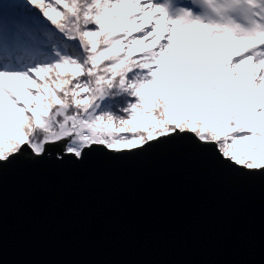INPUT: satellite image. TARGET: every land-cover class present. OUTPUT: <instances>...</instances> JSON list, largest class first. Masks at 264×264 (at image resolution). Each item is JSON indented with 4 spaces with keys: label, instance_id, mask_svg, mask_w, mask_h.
<instances>
[{
    "label": "snow or ice",
    "instance_id": "6c2138e0",
    "mask_svg": "<svg viewBox=\"0 0 264 264\" xmlns=\"http://www.w3.org/2000/svg\"><path fill=\"white\" fill-rule=\"evenodd\" d=\"M214 42L217 75L183 70ZM177 136L264 174V0H0V164Z\"/></svg>",
    "mask_w": 264,
    "mask_h": 264
},
{
    "label": "water",
    "instance_id": "95a60500",
    "mask_svg": "<svg viewBox=\"0 0 264 264\" xmlns=\"http://www.w3.org/2000/svg\"><path fill=\"white\" fill-rule=\"evenodd\" d=\"M0 164V264H264V174L192 136Z\"/></svg>",
    "mask_w": 264,
    "mask_h": 264
},
{
    "label": "rangeland",
    "instance_id": "374dc122",
    "mask_svg": "<svg viewBox=\"0 0 264 264\" xmlns=\"http://www.w3.org/2000/svg\"><path fill=\"white\" fill-rule=\"evenodd\" d=\"M134 35H137V34L134 33ZM216 43L218 42H214L213 45L204 46L201 49H196L192 46H188L184 48L182 51L189 52V53H194L197 51H204L206 54L204 56L193 57L192 64H188L186 60L182 61L183 70L187 71L192 66H196L197 68L196 78H202L204 80H207L209 76L217 75L219 68L223 66L225 57L226 55L229 54L230 50L228 49L226 45L223 47L217 48L215 46ZM210 57L212 58L211 60L209 59ZM205 64H210L208 71L205 70V67H204ZM244 67L250 68V65L242 66V69H241L242 78L245 79L246 81L245 86L247 87V76L243 72ZM181 70L182 69H175V73H179ZM178 83L179 81L174 80L173 86H176ZM190 83H191V86L197 90H202L206 88V85L204 83H195V80L191 81ZM11 84L16 91H19L20 82L13 80L11 81ZM5 104L7 105V101H5ZM32 155L33 154L31 153L29 156H32Z\"/></svg>",
    "mask_w": 264,
    "mask_h": 264
},
{
    "label": "trees",
    "instance_id": "16d2710c",
    "mask_svg": "<svg viewBox=\"0 0 264 264\" xmlns=\"http://www.w3.org/2000/svg\"><path fill=\"white\" fill-rule=\"evenodd\" d=\"M59 147L60 146L58 145L56 149H53V151L55 150L57 152V156L59 155Z\"/></svg>",
    "mask_w": 264,
    "mask_h": 264
}]
</instances>
